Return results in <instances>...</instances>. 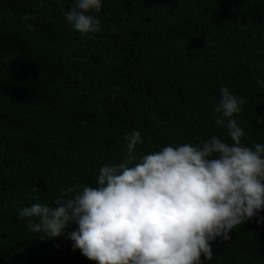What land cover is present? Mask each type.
I'll list each match as a JSON object with an SVG mask.
<instances>
[{
	"label": "trees",
	"instance_id": "obj_1",
	"mask_svg": "<svg viewBox=\"0 0 264 264\" xmlns=\"http://www.w3.org/2000/svg\"><path fill=\"white\" fill-rule=\"evenodd\" d=\"M72 4L0 0V264H97L73 250L76 225L38 236L19 211L95 186L133 129L138 157L230 143L215 124L222 86L245 101L242 141L264 143V0H103L88 35L65 21ZM211 248L204 264H264V210Z\"/></svg>",
	"mask_w": 264,
	"mask_h": 264
},
{
	"label": "clouds",
	"instance_id": "obj_2",
	"mask_svg": "<svg viewBox=\"0 0 264 264\" xmlns=\"http://www.w3.org/2000/svg\"><path fill=\"white\" fill-rule=\"evenodd\" d=\"M103 0H73L65 21L81 35L101 31ZM259 83V81H258ZM244 99L220 88L217 126L230 143L211 135L197 144H168L137 156L141 133L125 134L120 162L104 163L94 185L73 184L51 205L19 211L27 229L49 237L68 233L73 250L97 264H204L211 243L264 210V143L242 141L234 118ZM264 123V121H259ZM203 256V259H201Z\"/></svg>",
	"mask_w": 264,
	"mask_h": 264
}]
</instances>
